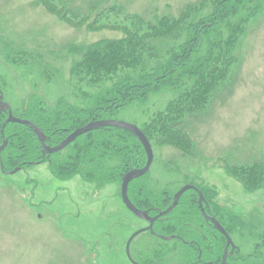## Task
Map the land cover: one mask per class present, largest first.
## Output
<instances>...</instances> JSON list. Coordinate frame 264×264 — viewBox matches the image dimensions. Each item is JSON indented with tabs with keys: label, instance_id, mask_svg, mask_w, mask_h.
<instances>
[{
	"label": "rangeland",
	"instance_id": "rangeland-1",
	"mask_svg": "<svg viewBox=\"0 0 264 264\" xmlns=\"http://www.w3.org/2000/svg\"><path fill=\"white\" fill-rule=\"evenodd\" d=\"M56 1L79 12L97 2ZM99 1L102 7L122 8L120 15L153 21L178 16L201 0ZM121 17L109 13L101 23L122 25ZM241 19L243 14L231 22ZM93 21L95 16L75 26L49 12L40 0H0V88L12 111H18L31 92L42 94L50 107L62 99L84 106L70 74L79 57L75 50L123 35L110 28L89 29ZM234 36L239 37L229 78L202 112L187 119L192 154L153 145L154 160L145 176L155 193H174L186 183L205 187L225 207L229 219L243 218L256 234L264 235V186L247 189L232 172L255 164L264 172V10ZM174 97L176 93L169 90L153 94L147 103L132 104L104 119L140 127ZM144 225L124 207L120 183L98 188L79 176L60 180L48 162H36L14 174L0 169V264H130L126 242ZM236 235L233 231L234 240ZM154 238L141 233L130 249L136 244L147 249Z\"/></svg>",
	"mask_w": 264,
	"mask_h": 264
},
{
	"label": "trees",
	"instance_id": "trees-1",
	"mask_svg": "<svg viewBox=\"0 0 264 264\" xmlns=\"http://www.w3.org/2000/svg\"><path fill=\"white\" fill-rule=\"evenodd\" d=\"M95 1L85 12H79L65 1L40 0L49 12L72 25H85L95 16L89 29L110 28L123 33L120 38H103L75 50L79 57L72 63L70 74L84 106L62 99L50 107L42 94L31 92L13 114L34 122L44 131L47 143L55 146L90 121L104 119L135 103L145 104L151 95L169 90L176 97L139 128L152 146H170L182 154H192L187 119L202 112L229 78L239 37L234 33H242L246 23L264 10V0H201L186 6L178 16H160L153 21L120 15L123 10L117 5L102 7L101 1ZM109 13L123 16L124 24H102ZM239 14H243L242 21L231 22ZM6 117L7 112L0 111V144L8 141L1 153L5 169H23L40 162L41 144L33 129L7 123L2 134ZM114 160L119 163L110 164ZM146 161V153L132 133L103 127L81 135L60 152L46 155L43 162H48L57 179L79 176L101 188L108 183L121 184L126 172L143 167ZM232 172L247 189L264 186V172L257 164L235 167ZM137 183L143 185L148 204L161 201L146 176L130 186ZM236 220L231 219L232 226ZM164 242L152 244L144 261L138 259L140 264L194 263L195 254L185 251L187 246L181 244L176 256L169 252L172 245ZM218 248L220 256L224 248Z\"/></svg>",
	"mask_w": 264,
	"mask_h": 264
},
{
	"label": "flooded vegetation",
	"instance_id": "flooded-vegetation-1",
	"mask_svg": "<svg viewBox=\"0 0 264 264\" xmlns=\"http://www.w3.org/2000/svg\"><path fill=\"white\" fill-rule=\"evenodd\" d=\"M195 186L200 190L199 192L196 189L185 191L180 197L178 205L169 214L158 217L154 221V233L148 229L149 221L136 216L144 221L145 225L137 230L140 232L131 240L130 245L141 233L149 234L150 237H155L154 240H152L153 245L160 240L165 241L162 236H172L170 241H166L174 242L172 244V249H170L169 252L172 255H179L181 250L180 245L183 244L187 246L185 251L195 254L193 264H264L263 233L261 235L260 232L256 234L254 230L255 228H252V230L251 226L245 225L243 218L240 217H238L236 225L232 226L231 219L228 218L225 207L214 200V194L208 191L205 187L200 185ZM180 189L181 188L177 189L174 193L159 191L158 194L161 197V201L152 205L144 200V187L141 183L132 186L129 185L128 196L137 208L148 210L150 217H155L160 211H163L170 206L174 195ZM120 198L124 204L121 197V190ZM124 207L129 213L133 214L125 204ZM221 228L224 231H222ZM233 231L237 233L236 240L233 239ZM132 235L129 236L128 240ZM227 236H230L232 244L228 246L227 255L224 260L228 240ZM220 246H223L224 249L219 256L218 247ZM150 247L144 249L136 244L133 246V250H131L129 246L131 258L126 254L128 263L140 264L141 260L144 261L143 256L146 255V252Z\"/></svg>",
	"mask_w": 264,
	"mask_h": 264
},
{
	"label": "water",
	"instance_id": "water-1",
	"mask_svg": "<svg viewBox=\"0 0 264 264\" xmlns=\"http://www.w3.org/2000/svg\"><path fill=\"white\" fill-rule=\"evenodd\" d=\"M0 111L8 113L7 117H6L5 121H4V124H3L2 128H1V133L4 134V128H5L7 123H19V124H22V125L29 126L30 128L33 129L34 133L36 134V136H37V138H38V140H39V142L41 144L43 159H44V157L47 154H53V153L60 152L61 150L65 149L68 145L73 143L81 135H83V134H85L87 132H90L92 130L98 129V128L115 127V128L123 129V130H126V131L132 133L139 140L141 145L143 146L144 151L146 153L147 161H146V164L143 167L131 169V170H129L128 172H126L123 175L122 182H121V197H122V200H123L124 204L126 205V207L134 215H136L139 218H143V219L149 221L148 229L152 233H154V230H153L154 221L158 217L165 216L168 213H170L178 205L179 199H180V197L182 196V194L185 191H187L189 189H196L198 192L200 191L196 186H194L192 184L184 185L174 195L173 201H172V203L170 204V206L167 209H165L163 211H160L157 214V216H155V217H150L148 210H141V209L137 208L131 202V200L129 199V196H128L129 184L133 180L145 175L149 171V169H150V167H151V165L153 163V160H154L153 147H152L150 141L147 139V137L143 133V131L138 126H136L134 124L126 123V122H123V121L106 120V119L90 121L87 124H85L84 126H81V127L77 128V129H75L74 131H72L59 144H57L55 146H51L50 144L47 143V141H46L47 140V136L45 135L44 131L39 126H37L34 122H32V121H30L28 119L17 117V116H15L13 114L10 104L4 100V95H3L2 91H0ZM7 143H8V141L4 140L3 143L0 145V169L4 173L14 174V173H16L17 171L20 170V167H17L15 169L11 170V171H7L5 169V165L2 162V158H1V153L4 150V148L6 147ZM222 231H224V230L222 229ZM139 232L140 231L135 232L130 237V239L127 242L126 252H127V256L129 258H131L130 251H129L130 242ZM162 238L164 240H170L172 238V236H167V237L166 236H162ZM227 239L228 240H227V247L225 249L224 260H225L226 255H227V248H228V246L230 244H232V240H231L230 236H227Z\"/></svg>",
	"mask_w": 264,
	"mask_h": 264
}]
</instances>
